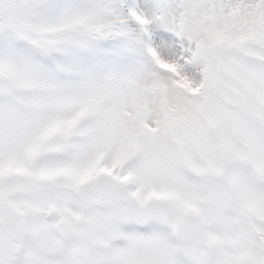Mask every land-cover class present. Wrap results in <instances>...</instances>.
Here are the masks:
<instances>
[{"label":"snow or ice","instance_id":"1","mask_svg":"<svg viewBox=\"0 0 264 264\" xmlns=\"http://www.w3.org/2000/svg\"><path fill=\"white\" fill-rule=\"evenodd\" d=\"M0 264H264V0H0Z\"/></svg>","mask_w":264,"mask_h":264}]
</instances>
